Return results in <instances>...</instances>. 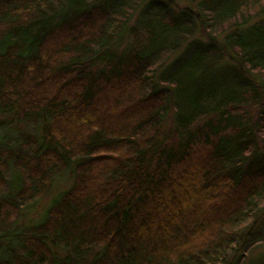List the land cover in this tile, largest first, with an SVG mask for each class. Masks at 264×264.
I'll use <instances>...</instances> for the list:
<instances>
[{"label": "trees", "instance_id": "trees-1", "mask_svg": "<svg viewBox=\"0 0 264 264\" xmlns=\"http://www.w3.org/2000/svg\"><path fill=\"white\" fill-rule=\"evenodd\" d=\"M0 116V133L42 122L0 145V264H248L264 246V0H0Z\"/></svg>", "mask_w": 264, "mask_h": 264}, {"label": "rangeland", "instance_id": "rangeland-1", "mask_svg": "<svg viewBox=\"0 0 264 264\" xmlns=\"http://www.w3.org/2000/svg\"><path fill=\"white\" fill-rule=\"evenodd\" d=\"M135 20L136 18H134L130 22V24L134 25ZM134 31L137 32V35H132L133 39L135 37L143 38V36L145 35L144 33H146L144 28H137ZM125 42L123 41L122 44H125ZM41 123V121H32L30 122V124L26 122H16L13 126L7 128L6 130L0 133V145H16L20 142L22 136L25 134H32L33 136H37V138L41 139ZM167 125L168 121L165 122L163 129H165ZM72 180V173L66 172L63 176H60L55 181L48 195L31 205L29 210L24 209L22 211V214L19 218L20 221L17 224V229L29 226L30 224H34L36 221H38L40 219V214L45 211V209L51 204L54 198L59 196L60 193L67 190L71 186ZM249 257L250 263L248 264H264V246H257L255 250L249 254Z\"/></svg>", "mask_w": 264, "mask_h": 264}]
</instances>
